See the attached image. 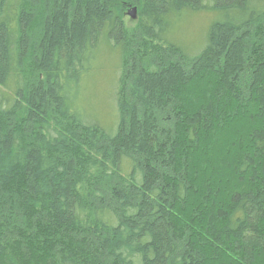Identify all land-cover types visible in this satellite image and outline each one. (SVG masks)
Listing matches in <instances>:
<instances>
[{
    "label": "trees",
    "instance_id": "obj_1",
    "mask_svg": "<svg viewBox=\"0 0 264 264\" xmlns=\"http://www.w3.org/2000/svg\"><path fill=\"white\" fill-rule=\"evenodd\" d=\"M0 264H264V0H0Z\"/></svg>",
    "mask_w": 264,
    "mask_h": 264
},
{
    "label": "rangeland",
    "instance_id": "obj_2",
    "mask_svg": "<svg viewBox=\"0 0 264 264\" xmlns=\"http://www.w3.org/2000/svg\"><path fill=\"white\" fill-rule=\"evenodd\" d=\"M196 22L198 25L195 24L194 32L199 34V31L201 32L202 30L203 24H201L199 20ZM203 30H205V27H203ZM111 65L112 62L110 60H104L102 70L94 72L83 87V95L88 97L89 101H92L91 104H93L97 111L98 109L104 111L106 102L111 96L113 89V82L111 80ZM94 100L97 101L96 104L94 103ZM109 108H111V106H109Z\"/></svg>",
    "mask_w": 264,
    "mask_h": 264
},
{
    "label": "water",
    "instance_id": "obj_3",
    "mask_svg": "<svg viewBox=\"0 0 264 264\" xmlns=\"http://www.w3.org/2000/svg\"><path fill=\"white\" fill-rule=\"evenodd\" d=\"M128 15L133 19L136 20L137 18V9L133 8L128 12Z\"/></svg>",
    "mask_w": 264,
    "mask_h": 264
}]
</instances>
